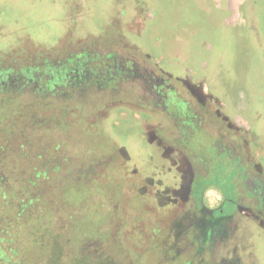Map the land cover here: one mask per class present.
<instances>
[{
	"label": "rangeland",
	"instance_id": "obj_1",
	"mask_svg": "<svg viewBox=\"0 0 264 264\" xmlns=\"http://www.w3.org/2000/svg\"><path fill=\"white\" fill-rule=\"evenodd\" d=\"M187 84L252 128L242 151L264 168V0H0V264H264V211L242 214L239 190L197 252L177 206L141 194L175 183L181 123L199 189L239 180Z\"/></svg>",
	"mask_w": 264,
	"mask_h": 264
},
{
	"label": "flooded vegetation",
	"instance_id": "obj_2",
	"mask_svg": "<svg viewBox=\"0 0 264 264\" xmlns=\"http://www.w3.org/2000/svg\"><path fill=\"white\" fill-rule=\"evenodd\" d=\"M187 87L195 98V102L198 103L196 104L204 111L202 115L206 116L207 112H209L211 116L222 123V127L217 128L216 132L211 129H205V132L210 133V135L212 134L211 143L215 147L216 154L219 156L223 154L224 157L233 162L232 164H228V169L235 171L238 174L235 178H239V180L236 182L234 180V188L228 194H223L214 188L199 189L197 179L203 178L209 173V165L203 157L205 150L202 145H198L197 149H195L196 143L194 145L192 143L188 147L190 125L181 123L182 127H184L181 130L182 138L178 135L176 136V141L180 144V147H176L177 149L163 147V158L171 166L167 169L168 172L170 169H173L175 172V177L169 173L173 176L172 180H175V183L164 182L162 177H166L167 174H163V176L158 177L159 179L153 185L149 186V190L144 189L141 194L145 196L150 195L152 198L154 197L161 207H167L170 204L177 206L174 211L179 216V219L181 217L182 221H184L181 223H184L192 238L198 243L204 244L212 242L214 238L224 234V228H226L225 222L231 218L224 214L221 206L223 203L232 204V196L238 190L242 203L238 202L236 208L242 214L251 215L255 208H260L264 211V202L262 201V196L264 197V168L259 162H254V157L251 153L249 154L245 150L242 151L241 145L245 148L244 142L252 128L249 126L247 128L243 125L241 126L240 124L244 121L242 118H239L237 122L235 117L231 120L224 113H221V107L218 106L217 97L214 95L203 97L198 90V86L188 85ZM183 102L191 113L192 109L189 102ZM210 105L212 106L210 107ZM201 119L204 118H199V121ZM190 121L191 124L196 122L194 120ZM187 139L188 142L186 141ZM238 147L240 148L238 149ZM184 149L187 153L184 152ZM261 159H264V155L261 156ZM177 176L180 178L178 185L176 181ZM148 183L152 184V182ZM175 186L177 189H174ZM209 189L215 190L220 194L218 202L213 207L204 203L206 192ZM196 192L201 193L198 200L195 199ZM254 195H260L261 198L257 200ZM192 196L195 201L192 199ZM176 215L175 217L177 219L178 216ZM261 227H264V219L261 222Z\"/></svg>",
	"mask_w": 264,
	"mask_h": 264
},
{
	"label": "trees",
	"instance_id": "obj_3",
	"mask_svg": "<svg viewBox=\"0 0 264 264\" xmlns=\"http://www.w3.org/2000/svg\"><path fill=\"white\" fill-rule=\"evenodd\" d=\"M1 177V176H0ZM2 178V177H1ZM187 239H186V243L190 244V249H195L196 248V252L199 249V246L204 245L203 243H198L194 238L191 237L190 232L187 233ZM168 249H166L167 251Z\"/></svg>",
	"mask_w": 264,
	"mask_h": 264
}]
</instances>
